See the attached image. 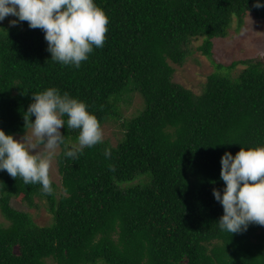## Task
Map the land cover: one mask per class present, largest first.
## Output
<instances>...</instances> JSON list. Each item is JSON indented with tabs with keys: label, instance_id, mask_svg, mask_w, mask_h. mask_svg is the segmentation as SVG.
<instances>
[{
	"label": "trees",
	"instance_id": "obj_1",
	"mask_svg": "<svg viewBox=\"0 0 264 264\" xmlns=\"http://www.w3.org/2000/svg\"><path fill=\"white\" fill-rule=\"evenodd\" d=\"M96 3L109 18L105 43L79 68L51 59L40 28L0 21V128L25 134L32 93L56 87L84 101L101 127L119 122L122 132L116 144L103 139L75 159L61 146V194L53 180L45 194L0 171V264H264V226L221 231L223 207L213 195L225 186V152L264 145V57L242 61L234 77L238 62L216 64L200 94L174 80L194 39L203 38L198 49L213 57L214 38L235 22L241 27L248 13L264 20V7L255 0ZM134 93L144 107L123 118ZM61 132L76 142L77 130ZM14 197L29 206L44 199L52 222L38 224L12 206Z\"/></svg>",
	"mask_w": 264,
	"mask_h": 264
},
{
	"label": "clouds",
	"instance_id": "obj_2",
	"mask_svg": "<svg viewBox=\"0 0 264 264\" xmlns=\"http://www.w3.org/2000/svg\"><path fill=\"white\" fill-rule=\"evenodd\" d=\"M253 7H264V3L255 0ZM9 15L16 17L9 21L11 26L27 21L29 28H40L51 59L75 68L94 47L104 46L109 23L96 0H0V21ZM24 119L26 133L21 139L0 128V171L20 177L25 185H41L45 194L53 191L50 167L58 148L62 146L63 155L75 159L84 148L103 141L101 124L88 105L56 87L32 93ZM65 125L78 131L75 143L62 134ZM104 155L109 157L110 150L105 149ZM221 165L225 186L223 191L213 189L223 207L219 229L233 235L247 231L250 224L264 226V145H242L235 155L225 152Z\"/></svg>",
	"mask_w": 264,
	"mask_h": 264
},
{
	"label": "rangeland",
	"instance_id": "obj_3",
	"mask_svg": "<svg viewBox=\"0 0 264 264\" xmlns=\"http://www.w3.org/2000/svg\"><path fill=\"white\" fill-rule=\"evenodd\" d=\"M16 17L9 15L1 21V25L10 27V20ZM22 22L16 24L21 25ZM203 38L194 39L191 48L192 53L188 56L184 65H175L176 71L174 80L185 87L192 89L196 94L202 93L208 77L217 71L216 64L229 66L231 63L238 62V64L230 70L231 76H238V74L246 67L242 62L247 59H260L264 57V20L257 18L254 14L248 13L245 16L244 23L238 27L235 22L229 30L226 37H218L213 39V57L203 54L198 49L203 43ZM225 68V67H224ZM219 69V68H218ZM227 69V68H225ZM225 72L224 69H219ZM144 107V99L138 93H134L130 102L123 106V118H131L136 115L139 110ZM119 122H106L103 126V139H109L113 144H116L122 135ZM62 129V127H61ZM29 135L31 130H28ZM17 135V139L24 137ZM35 139V138H33ZM62 147L56 150V154L52 159L50 167V177L57 185V193L61 194L62 178L59 173L57 164V155L60 153ZM11 204L14 208L29 212L34 220L40 225H48L52 222V214L48 210V206L44 199L35 198V204L29 206L20 198H12ZM0 222H6L2 211L0 209Z\"/></svg>",
	"mask_w": 264,
	"mask_h": 264
}]
</instances>
